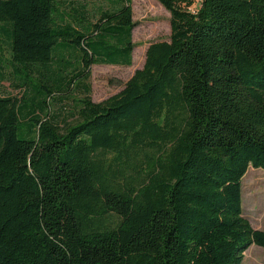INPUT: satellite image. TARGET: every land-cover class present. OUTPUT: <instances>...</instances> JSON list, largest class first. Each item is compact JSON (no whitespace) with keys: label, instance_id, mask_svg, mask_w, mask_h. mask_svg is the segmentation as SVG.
Instances as JSON below:
<instances>
[{"label":"trees","instance_id":"obj_1","mask_svg":"<svg viewBox=\"0 0 264 264\" xmlns=\"http://www.w3.org/2000/svg\"><path fill=\"white\" fill-rule=\"evenodd\" d=\"M157 1L169 41L95 103L92 67L133 65V1L0 0L24 88L0 96V264H244L264 248L243 209L264 171V0Z\"/></svg>","mask_w":264,"mask_h":264},{"label":"rangeland","instance_id":"obj_2","mask_svg":"<svg viewBox=\"0 0 264 264\" xmlns=\"http://www.w3.org/2000/svg\"><path fill=\"white\" fill-rule=\"evenodd\" d=\"M134 21L133 31L136 48L131 67L94 65L89 83L92 99L101 103L118 94L133 77L136 70L143 68L146 51L151 43L169 41L171 35L170 13L157 0H132ZM2 63V64H1ZM0 96L23 99L24 88L17 87L12 76L11 54L7 35L0 34ZM71 93V92H70ZM81 97L80 91H73L71 99L58 102L73 107ZM58 107V106H56ZM244 216L253 228L264 230V171L250 167L243 179ZM244 264H264V248L251 246L245 253Z\"/></svg>","mask_w":264,"mask_h":264}]
</instances>
